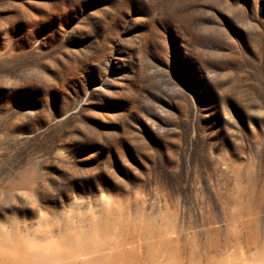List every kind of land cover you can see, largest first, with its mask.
Masks as SVG:
<instances>
[{
    "label": "rangeland",
    "instance_id": "1",
    "mask_svg": "<svg viewBox=\"0 0 264 264\" xmlns=\"http://www.w3.org/2000/svg\"><path fill=\"white\" fill-rule=\"evenodd\" d=\"M39 247L264 264V0H0V264Z\"/></svg>",
    "mask_w": 264,
    "mask_h": 264
},
{
    "label": "clouds",
    "instance_id": "2",
    "mask_svg": "<svg viewBox=\"0 0 264 264\" xmlns=\"http://www.w3.org/2000/svg\"><path fill=\"white\" fill-rule=\"evenodd\" d=\"M111 200V195L106 192H99L95 195L94 200L74 194L67 206L60 210L59 215L55 218V223L57 225L63 224L66 220H70L84 211L90 214L95 213L97 204L102 205L106 209L109 207Z\"/></svg>",
    "mask_w": 264,
    "mask_h": 264
},
{
    "label": "bare ground",
    "instance_id": "3",
    "mask_svg": "<svg viewBox=\"0 0 264 264\" xmlns=\"http://www.w3.org/2000/svg\"><path fill=\"white\" fill-rule=\"evenodd\" d=\"M90 232L91 233L87 234L86 236H84L82 238V241L87 243V244L95 243V240H96V238H95L96 232H93V230ZM34 249H35V252L33 253V256L30 259V261L28 262V264H58V262L56 261L58 256H52L48 252V250L47 251L45 249L42 250V248H40V247L38 249L37 248H34ZM72 252H73L72 256H74V257H77L76 255H78L80 253V252L79 253L76 252L75 250ZM129 253L130 252L124 253L123 256L127 258L130 255ZM119 260H121V257L119 255V253L116 252L112 255V259L108 262H106L102 256L97 257V255H96V256L90 257L89 260L86 262V264H103V263L104 264H122L120 262H124V261L119 262ZM98 261H99V263H97Z\"/></svg>",
    "mask_w": 264,
    "mask_h": 264
}]
</instances>
